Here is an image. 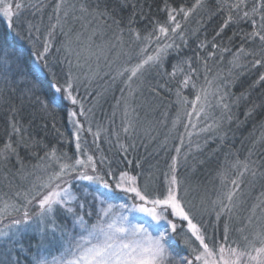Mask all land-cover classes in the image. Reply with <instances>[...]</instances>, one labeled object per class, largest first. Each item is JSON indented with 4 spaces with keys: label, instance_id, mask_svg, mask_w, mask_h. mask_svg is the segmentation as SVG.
<instances>
[{
    "label": "snow or ice",
    "instance_id": "1",
    "mask_svg": "<svg viewBox=\"0 0 264 264\" xmlns=\"http://www.w3.org/2000/svg\"><path fill=\"white\" fill-rule=\"evenodd\" d=\"M43 7L40 4L37 11H41ZM24 8L25 4L21 0H0V17L4 18L5 27L11 33V37L7 34L0 35V106L9 105L8 135L0 147V164L6 166L14 158L20 178L28 180L30 184L29 189L23 193L25 205L22 211L16 200H4L0 197V202L4 205L0 208V225H3L0 227V264H22L19 253L26 251L22 238L29 232H36L40 237L38 251L31 256V264H264V223L259 225L258 230L248 233H245V228L237 230L245 233L242 235L243 247H226L225 243H221L214 248L206 242L205 232L198 223V216L205 213L214 215L217 224L222 216L231 219L236 207L235 198L244 183L245 175H250L253 180L257 176L264 178V172L251 167L247 159L240 161L237 158L236 163L231 166L234 173L233 178L228 181L231 189L222 198L212 201L211 208L203 206V201L198 206L185 199L188 189L177 175L184 136L179 137L180 146L174 149L176 155L169 165L170 175L166 174L168 178L163 188L147 177L142 181V173L133 174L130 168L119 167L122 163L133 164V160L127 157L129 150L135 149V143L121 142V133L130 137L142 131L144 135L150 136L152 131L139 122V105L133 106L137 93H141L146 85L154 97L161 96L162 92L172 91L167 87V82L155 85L148 82L147 77L152 72L159 77H167L168 80L181 77L175 90L178 111L172 122V130L181 122V109L184 110L188 125L193 128V113L197 119L201 114L207 117L209 95L216 101V106L222 109V119L228 122L233 119L231 105L248 99L250 93L242 92L229 102L232 94L228 89L235 86L239 75L243 73L233 75L230 70L227 75L218 72L211 79L208 78L207 74L211 71L208 61L215 59L218 52L220 60H223L225 54L231 56L229 64L233 69L257 72V79L253 81L252 87L264 85V71H259L264 70V0H256L250 8L248 0H215V7L208 9V19L220 16V23L210 41L205 32V38L199 40L191 56H181L182 49L189 46L181 20L187 21L193 13L207 8L206 0H194L187 8H174L165 3L167 19L163 23L149 19L143 5L137 3V0H81L79 5L68 4L67 0H55L52 16L49 17L50 21L55 22L48 26L44 40L40 38L41 29L38 24L29 22L21 28L18 21ZM129 8L131 11L127 17L120 15L124 9ZM67 9L80 13L73 18L82 22L83 31L76 32L74 36L71 28L65 31L61 25V20H66L70 14ZM178 16L181 20L177 19ZM140 20H148L143 35L137 27ZM242 23H247L251 31L241 28L233 31L231 36L226 34V30ZM92 25L95 27H91ZM90 27L91 32L85 42L82 37ZM148 27L151 28L150 31L147 30ZM58 29L65 40L56 47L52 37ZM106 30H113L116 42L103 41L96 45L95 38L103 37ZM198 31L199 29L195 30L193 35ZM125 32L134 37L133 44L138 46V51L131 45L127 50L124 49ZM225 40L227 44L224 43ZM16 41L29 45L28 56L17 48ZM74 43L79 47H73ZM117 48L119 51L116 58L124 56L125 60L114 75L106 74L110 75L113 82L122 83L121 100L117 101V106L121 102L124 104L122 126L113 133V141L108 137L107 129L97 126V130L93 131L90 123L87 127L81 123V117L87 121L88 115L78 91L81 77L79 73H74L73 68L83 67L81 59L85 64L93 56L99 61L101 55L106 58V53ZM61 52L64 53L62 57L54 55ZM170 52H174L177 59L171 65V71H168L165 62ZM201 52L204 55H200ZM84 53L88 55L85 56ZM69 56L75 57V65ZM194 59L203 67L208 87L198 89L194 100L189 101L183 90L197 88L193 79L198 76L197 68L193 67ZM61 60L67 65L66 71L56 67ZM98 75V71H90L85 74L84 79L90 83ZM49 91L50 95H46ZM8 94L17 96L21 105L27 101L33 107L38 106V111L44 116H53L64 106L74 140H68L55 127V123L52 127L58 139H63L65 143L74 142L75 155L69 156L67 152H61L55 145L47 143V133L44 137L29 134L28 127L19 118L20 109L10 103L11 96ZM188 105H191V111L187 110ZM259 107L260 105L253 103L246 109V118ZM87 111L90 112L91 109ZM32 117L35 119V112ZM188 125L185 126V135L188 137L190 152L192 133L188 132ZM41 127L47 129L48 125L43 124ZM220 127L221 121L214 120L200 131H216ZM84 132L93 136L94 144L102 132L110 145L115 144L121 154V159L115 162L116 167L103 154L98 161L82 148ZM224 136L226 133L220 139L223 140ZM261 139H264V134ZM164 143H167V137ZM196 148L199 150L201 146L197 144ZM21 151L25 153V157L21 156ZM187 156L186 152L183 159L187 160ZM25 158L37 160L31 171H26ZM29 177L34 179L29 180ZM118 193L128 195L133 203H113L118 199ZM15 195L18 198L21 193L17 192ZM260 195L264 197V192ZM258 201L252 208L253 215L259 208L264 217V199L258 197ZM29 205L36 207L34 214H30ZM17 211H21V218L11 219L10 223L4 224ZM58 211L71 219L72 232L58 227ZM133 212L142 213L159 225L157 234L153 235L142 223H134L131 217ZM252 224L253 219L249 217L247 225ZM228 230V224L225 223V242L228 240ZM45 241L59 242V254L51 258L43 255L39 248L44 246ZM178 242L182 250H178Z\"/></svg>",
    "mask_w": 264,
    "mask_h": 264
},
{
    "label": "trees",
    "instance_id": "2",
    "mask_svg": "<svg viewBox=\"0 0 264 264\" xmlns=\"http://www.w3.org/2000/svg\"><path fill=\"white\" fill-rule=\"evenodd\" d=\"M21 2L25 4V8L22 10L18 21L21 28L23 29L29 22L38 24L41 29L40 38L41 40H44L46 36L44 32L50 25L48 17L50 13L53 12L55 0H21ZM193 2L194 0H137V3L143 5L144 11L148 15L149 19L159 20L162 23L167 19L165 3L174 8H179L181 6L187 8L190 7ZM254 2H256V0H248L249 8ZM40 4H43L44 7L41 11H37V7ZM33 5H36L37 7H33ZM206 5L207 8L193 13L187 21L181 20L179 16L177 17L178 20H181L182 30L188 38L189 45L187 48L182 49L181 56H191L193 51L196 49V44L199 40L205 38V32L207 34V39L210 41L214 35V30L220 23V16H214L211 20L208 19V9L215 7V0H206ZM130 11V8L124 9L120 15L127 17ZM72 18L73 17L69 20V24L74 35L78 32V23H75L77 20L73 21ZM5 23L4 18L0 17V35L7 34L11 37V33L7 31ZM201 23L203 24V27H201ZM146 26H148V20H140L137 25L142 35L144 34ZM241 28L246 31H251V28L247 23H242L238 26H232L229 30H226V34L231 36L233 31H237ZM197 29H199V31L193 35V32ZM66 30L68 29H65V31ZM147 30L150 31L151 28L148 27ZM58 31L59 29L57 32ZM55 36L56 35L52 37L54 45L59 47L65 37L63 38L61 33L60 35ZM124 36L128 46L131 45L133 49L138 51V46L133 44L134 37L129 35L127 32H125ZM176 42L180 43L179 40ZM224 43L227 44V40H225ZM237 43H239L238 40ZM16 46L19 50L24 52L25 56L29 55V45L16 41ZM205 51H207V49ZM54 55L62 57L64 53L61 52ZM200 55H204V52H201ZM219 56L220 54L218 52L215 59H209L208 61L209 68L211 69V71L207 74L208 78L211 79L218 72L222 75H227L230 70L233 75L243 73L239 75V79L236 81L235 86L228 89V91L232 94L229 102H231L235 97L240 96L242 92L250 93V95H248L247 100H241L239 104L233 103L231 105V115L233 117L231 122H228L226 119H222V109L216 106L215 100H211L209 102V111L214 115L216 120L221 121V127L216 131H209L201 134L204 136L201 137V141H199V143L203 142L204 145L203 148H200L197 151L191 150L189 152L188 139L184 141L183 148H185L184 152H181L180 158L178 159L177 175L178 178L184 182V184L193 183V181L191 183L189 176L195 177L196 179L200 176L202 178L204 177L209 185H215V183L217 184L218 182L212 181L211 178L215 175V170H219L218 176H222L221 173H223L225 179L222 180L226 181V188L230 190L231 185L228 181L233 178L234 175L231 166L236 163L237 158L240 161H245L247 159L250 162L251 167L255 168L258 172H264V139H261L262 134H264V126H262V124H264V85L252 87L253 81L257 79L256 71L248 72L242 69H233L229 64V60L231 59L229 54H225L223 60H220ZM73 57L74 56H69V59L73 60ZM176 59L177 57L175 53L170 52L168 59L165 62V68L168 71H171V65L176 62ZM56 67L58 70H67V65L64 64L62 60ZM193 67H196L198 70V76L193 77L198 86L197 88H199L200 85H206L203 67L196 63L195 59ZM73 71L76 73L75 67L73 68ZM179 79H181L179 76L176 80H168L167 77L157 76L155 72L149 74L147 80L152 85L167 82V87L172 89V91L162 92L161 96L154 97L146 85L147 91L142 93V95L141 93H137L133 106L139 105V107H137L139 122L143 127H150L152 129L151 135H144L141 131L135 136L125 137L124 134L121 133V142L128 144L135 143V149H130L127 157V159L133 160V164L127 165L122 163L119 167L130 168L133 174L142 173V181L148 175L152 176L157 174L158 178H153L154 181L152 180L151 182L159 185L161 188L165 185L166 174H169L170 172L169 165L172 162L173 156H175L174 149L179 143L177 140L184 128V124L180 122L177 128L172 130V122L178 111L177 105L175 104V90L178 87L177 81ZM111 81L109 77L105 78L103 84L106 85V83ZM97 82L98 81L94 83L98 84ZM82 86L83 85L81 84L79 85L78 91L84 90ZM120 86H122V83L117 81L112 90H108L102 98H99L96 87L92 85L91 87H94L92 88L93 90L88 89L92 90L91 93L88 91L84 92V96L81 97L88 115L87 121L81 117V123H84L86 127L90 123L93 131L97 130V126L101 129H107L108 137L113 141L115 140L113 133L119 131L122 126L123 111L120 107L123 105L117 106V101L121 100V98H118L119 94L121 95ZM80 94L81 92L79 93V96H81ZM183 94L187 96L190 101L194 97V89L191 87L184 89ZM8 95L11 96L10 103L20 109L19 118L22 123L28 127L29 134H36L38 137H44L45 133H47V143L55 145L61 152H68L72 150L74 142L65 143L63 139H58L57 133L52 127V124L55 123V127L60 129L68 140H74L72 126L65 115L66 108L64 106L58 109L53 116H44L38 111V106L33 107L27 101L21 105V101L17 96L11 94ZM46 95H50V91L46 92ZM253 103L260 105V107L257 108L251 116L246 118V109L251 107ZM8 108V104L0 106V147L3 146V143L6 141L8 135ZM188 108L189 106L187 109ZM88 109H91V111L88 112ZM180 111L181 120H183L184 110L181 109ZM33 112H35V119L32 117ZM114 113L115 115H113ZM43 124L48 125L47 129H43L41 127ZM224 133H226V136H224V139L221 140L220 136ZM83 135L82 141L86 147L85 149L89 151V154L96 157L98 161L101 154H103V156L107 157L108 160L113 161V167H116L115 162L121 159V154L117 151L114 143L110 145L107 142L103 132L95 144L93 143V136L90 133L84 132ZM166 137L167 143H164ZM191 140V146L193 147L195 140L197 141V135H192ZM205 141H207V143H205ZM97 144L99 146L98 148ZM186 151H188V156L187 160H184L183 157ZM42 154L43 153L41 152V155ZM21 156L25 157V153L23 151H21ZM25 159L28 160L30 158ZM137 161L139 162L138 165ZM201 161H203V163H201ZM226 188L224 186L223 190ZM246 188H249V191L252 192V200L254 204L259 202L258 197L260 199H264V197L260 195L264 192V178L257 176L255 180H253L250 175L246 174L244 177V183L241 185L239 191ZM252 200L250 201L252 202ZM29 206V212L34 214L36 212V207L33 205ZM209 207L210 204H208V208ZM236 214L239 213L233 209L231 219H227L222 216L218 224L214 215L208 217L207 213H205L202 216H198V221L202 225L206 235V242L209 243V246L215 247L221 243H225L226 247L228 245H231L232 247L240 245L243 247V234L237 233L238 222L235 217ZM19 218H21V213L12 214L4 221V224L10 223L11 219ZM66 220L67 217L58 211L56 214V224L59 228L66 230ZM90 221L92 222V220ZM245 221L246 220H244V222ZM225 223L228 224L229 229L227 242L224 241ZM0 227H3V225H0ZM22 243L24 249L26 250L23 253H19L22 264H31V256L38 251V245L40 243L39 234L36 232H29L28 234H25L22 238ZM177 247L178 250H182L179 247V242L177 243ZM60 250L61 247L59 242L48 243V241H45L44 246L39 248V251L49 258L58 255Z\"/></svg>",
    "mask_w": 264,
    "mask_h": 264
},
{
    "label": "rangeland",
    "instance_id": "3",
    "mask_svg": "<svg viewBox=\"0 0 264 264\" xmlns=\"http://www.w3.org/2000/svg\"><path fill=\"white\" fill-rule=\"evenodd\" d=\"M81 2V0H67L68 4H77L79 5V3ZM69 11V16L66 20L62 19L61 20V25L63 26L64 29H69L70 28V24H69V20L71 19V17L75 16H79L80 13L79 11H75L73 13V11L71 9H67ZM52 16V13H50L49 17ZM48 17V21L49 24L50 23H54V20H49ZM73 21H75L76 19L72 18ZM78 23L77 27H78V32L83 31V29L81 28V21L77 20ZM91 27H95V25H92ZM91 27L88 29V31L84 32V36L82 37V39L87 42V37L91 32ZM72 29V28H71ZM47 30V29H46ZM45 30V32H47ZM67 31V30H66ZM44 32V34L46 35V33ZM54 35H60V31L56 32V34ZM55 36V37H56ZM74 36V35H73ZM64 38V35H63ZM65 39H63L64 41ZM103 41H110L112 43L116 42V36L113 33V30H106V33L103 37L97 36L95 38V44L99 45L101 44ZM123 41H124V49L127 50L129 48L128 44L126 43L125 40V36H123ZM73 47L78 48L79 45L75 44L73 45ZM93 51H95V46H93ZM117 51H119V48L112 50V52L110 53H106V58L105 55H101L99 61H97L95 59V57L93 56L91 59L88 60V63L85 64L84 60L81 59V64L83 65V67L77 69L75 68L76 73L80 74V84L83 85L82 88L84 89L83 91H79V93L81 92V97L84 96V92H89L91 93V91L93 90L91 87L92 85H94L96 87V90L98 91L99 94V98H102L104 94L107 93L108 90H112L113 87H115V83L117 82H113L111 81V77L110 75H106V74H111L114 75L115 74V70L124 62L125 58L124 56H120L119 59L116 58V54ZM85 56L88 55V53H84ZM122 59V60H121ZM73 63L75 65V57H73ZM98 65V67H97ZM99 72V75L96 76L95 79H93L90 84L87 80L84 79L85 74L89 73V72ZM110 79L111 82H108L105 84H103V81L105 80V78ZM98 81V84H95L94 82ZM79 84V85H80ZM122 86H120L119 88L121 89ZM198 87V86H197ZM205 87L207 88L208 85H200L199 88L194 89V97L191 100H194L195 95L197 94L198 89ZM88 89H92V90H88ZM147 91V87H143L141 89V93H144ZM209 92H211V88H209ZM125 97L127 96V93L124 94ZM121 98V95L119 94V97ZM190 100V101H191ZM211 100H214L213 97L211 95H209L208 97V102L206 105V112L208 113V116L206 117L205 115L201 114V116L199 117V119L196 118V114L193 113L192 114V124L195 125V127L193 128L192 126L188 125V120L185 117V115L183 114V120H181V122L184 124V128L183 131L181 132L180 136H184V141L188 139V137L185 135V126L188 125V132H191L192 135H197V141L195 140V144L193 145V147L191 146V150H196V145L199 144L201 146V148H203L204 143L200 142L201 141V137H203L204 135H201L203 133L206 132H201L200 129L204 128L207 124H211L213 123L214 120H216V118L214 117L213 114L210 113L209 111V102ZM203 103V101L201 102ZM121 106L120 108H122V111L124 110V104L123 102L120 103ZM189 108L187 109L188 111H191V105H188ZM182 119V118H181ZM83 134H82V139H83ZM179 142V138L177 140ZM180 144L178 143L175 147H179ZM82 148L85 149V145L84 142L82 141ZM185 148V147H184ZM184 148H181V152H184ZM189 149V148H188ZM86 150V149H85ZM67 152V151H64ZM86 152L89 154V151L86 150ZM188 152V151H186ZM69 156H74L76 153L75 150V146L73 145V148L71 151L67 152ZM176 155V153H175ZM37 160L36 159H25V165H26V171H31L32 170V165L36 164ZM55 167V165H53V168ZM178 167V165H177ZM18 166L15 163V159L12 158L10 160V162L5 166L4 164H0V197H2L4 200H16L17 205L21 208V211L23 210V207L25 205V200L23 197V193L26 192L29 187L30 184L28 182V180H22L20 178V175L17 172ZM170 171V170H169ZM219 170H215V175L211 178L212 181L214 182H218L217 184L215 183V185L213 184H208L207 180L204 179V177H198L197 179L195 177H190V181L192 184H184V186L187 187L188 189V195L185 197V199L187 200H191L194 204L196 205H201V202L203 201V206L208 207V204H210V207H212L211 202L216 200L218 197H223V195L229 191L228 188H226V181H223L222 179H225L224 176H218ZM170 175V172H169ZM147 178H149L151 181L156 178H158V175H148ZM154 178V179H153ZM167 176L165 178V185H166V180H167ZM34 179L33 177H29V180ZM196 179V180H195ZM164 185V186H165ZM225 186V190H223V187ZM75 187V185H74ZM20 192L21 196L20 197H16V193ZM252 192L249 191V188L243 189L242 191H239L237 193V196L235 198L236 200V207L234 208L235 211H237L239 214H236L235 217L237 219V230L240 228H245V233L251 232V231H255L258 230V227L261 223H264V217H262V213L260 211L259 208L256 209L255 215H253L252 212V208L255 205L253 200H252ZM239 198V199H238ZM252 200V202L250 201ZM113 203H126L131 205L133 203V201L130 199V197L124 193H118V199L115 201H112ZM136 203H138V201H136ZM3 203L0 202V208H3ZM30 206H28L29 209ZM21 211H17L14 212L15 213H21ZM37 211V209H36ZM35 212V211H34ZM30 214H33L30 212ZM207 216L210 217L211 214L207 213ZM132 220L134 223H142L146 228H148L149 232H151L153 235L157 234L156 229L160 228L159 225H156L154 221H152V219L142 213H136L133 212L131 214ZM251 217L253 219V224L251 226L247 225V220L248 218ZM171 218V217H170ZM87 219V217H86ZM94 220V218H93ZM244 220H246L244 222ZM241 221V222H240ZM91 222V221H90ZM199 223V221H198ZM66 231L72 232L73 228H72V221L70 218H67L66 220ZM186 228V225H185ZM237 233H241L239 231H237ZM242 233V234H245ZM75 234V233H73ZM212 247V246H210ZM214 248V247H212Z\"/></svg>",
    "mask_w": 264,
    "mask_h": 264
}]
</instances>
